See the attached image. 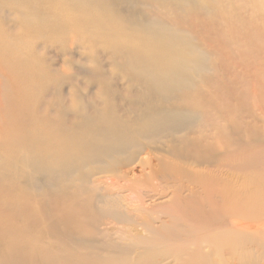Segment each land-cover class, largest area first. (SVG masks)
<instances>
[{"label":"bare ground","instance_id":"6f19581e","mask_svg":"<svg viewBox=\"0 0 264 264\" xmlns=\"http://www.w3.org/2000/svg\"><path fill=\"white\" fill-rule=\"evenodd\" d=\"M260 256L264 0H0V264Z\"/></svg>","mask_w":264,"mask_h":264},{"label":"rangeland","instance_id":"374dc122","mask_svg":"<svg viewBox=\"0 0 264 264\" xmlns=\"http://www.w3.org/2000/svg\"><path fill=\"white\" fill-rule=\"evenodd\" d=\"M252 225V224H251ZM182 250L185 252V253H188L189 250H187V248L183 247ZM256 254H254L255 256ZM261 258L255 263V264H264V256H260ZM190 264H194V261L193 260H190Z\"/></svg>","mask_w":264,"mask_h":264}]
</instances>
